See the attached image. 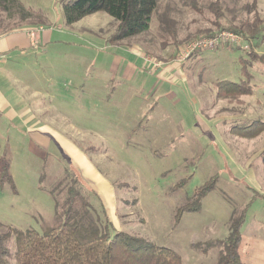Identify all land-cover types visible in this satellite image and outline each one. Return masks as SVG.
Here are the masks:
<instances>
[{
	"label": "rangeland",
	"instance_id": "rangeland-1",
	"mask_svg": "<svg viewBox=\"0 0 264 264\" xmlns=\"http://www.w3.org/2000/svg\"><path fill=\"white\" fill-rule=\"evenodd\" d=\"M19 1L40 12L45 31L59 39L33 48L39 97L30 108L46 111L54 130L112 185L114 196L103 202L62 144L35 141L21 122L1 119L0 167L8 165L12 183H0V230L41 232L53 225L55 204L47 191L67 170L78 178L89 214L107 220L111 235L124 232L172 250L182 264H214L219 250H203L204 244L225 240L241 218V261L264 264V132L253 139L237 135L264 123V65L251 61L243 44L199 52L166 76L150 72L138 57L170 62L190 41L211 36L205 31L214 30V19L204 7L216 0H157L148 30L120 45L108 43L116 23L105 13L66 25L61 0ZM248 1L220 0L231 10L226 19L247 18L240 8ZM257 11L264 19V0H257ZM161 14L174 23L176 38L161 30ZM255 52L264 60V43ZM245 79L252 92L242 103L217 98L218 82ZM77 143L98 150L85 153ZM208 185L213 188L197 200ZM198 202L197 211L175 221L179 207ZM5 247L14 264L13 240Z\"/></svg>",
	"mask_w": 264,
	"mask_h": 264
},
{
	"label": "trees",
	"instance_id": "trees-1",
	"mask_svg": "<svg viewBox=\"0 0 264 264\" xmlns=\"http://www.w3.org/2000/svg\"><path fill=\"white\" fill-rule=\"evenodd\" d=\"M64 22L66 25L77 23L86 16L102 12L116 23L114 31L108 36V43L120 45L126 39L137 36L149 28L151 15L157 7V0H61ZM241 11L247 18L236 20V16L226 19L230 13L220 0L208 4L205 8L214 20L210 22L213 31H205L208 37L220 32H231L242 40L239 45L226 47L241 48L247 46L245 54L251 61L261 62L262 56L255 50L264 43V19L257 11V0L244 2ZM198 10V9H197ZM226 13V14H225ZM0 32L5 35L11 31L25 28L35 29L46 26L47 19L40 13L26 8L19 0H0ZM163 16V17H162ZM252 16V18H249ZM161 30L165 35L176 38L172 30L173 22L164 15H159ZM226 20V21H225ZM204 33V32H203ZM174 43V42H173ZM199 52L194 53L190 59ZM241 63L243 62L242 60ZM243 63V72L246 71ZM216 96L228 102H239L240 98L251 95L249 79L239 83L218 82ZM264 132V123L254 122L238 131L240 138L253 139ZM78 147L85 153L94 149L91 146ZM90 151V152H89ZM12 183L8 175V165L1 164L0 183ZM213 185L199 189L195 198L206 195ZM82 187L78 178L65 170L54 184L48 188V193L54 199L55 222L41 232L34 230L20 231L16 229L0 230V264H9L10 257L6 244L13 240L14 264H182L178 254L164 247H159L148 241L124 232L109 233L107 220H95L87 210L88 204L81 197ZM196 206L184 204L176 210L175 221L178 222L185 212L197 211ZM242 219L234 221L228 236L223 241H209L203 250L217 248L218 259L214 264H243L238 253L239 227ZM201 248V246H199Z\"/></svg>",
	"mask_w": 264,
	"mask_h": 264
},
{
	"label": "crops",
	"instance_id": "crops-1",
	"mask_svg": "<svg viewBox=\"0 0 264 264\" xmlns=\"http://www.w3.org/2000/svg\"><path fill=\"white\" fill-rule=\"evenodd\" d=\"M39 27L42 30L37 37V46L59 43V39H53L52 35L45 31V26ZM26 31L27 29L22 28L0 36V120L21 122L26 126L25 132L33 134L35 141L44 140L49 146V141L52 139L62 144L64 148H67V156H77L73 162L81 171L82 177L85 180H91L92 183L89 185L93 191L103 202L112 200L114 196L112 185L97 174L96 176L87 164V160L76 152L73 146L59 135L58 131L54 130L52 124L49 123L51 118L47 119L45 116L46 111L30 108L29 101L39 97V91L33 90V48L30 46ZM138 57L143 58L142 61H145V66L150 72L161 70V76L176 74L181 65L175 61V57L170 62L158 61L145 54H139ZM40 116H44L45 120H39Z\"/></svg>",
	"mask_w": 264,
	"mask_h": 264
},
{
	"label": "built area",
	"instance_id": "built-area-1",
	"mask_svg": "<svg viewBox=\"0 0 264 264\" xmlns=\"http://www.w3.org/2000/svg\"><path fill=\"white\" fill-rule=\"evenodd\" d=\"M39 29L40 28H35L33 30L32 28L26 31L32 48H37V37L40 33ZM241 42L242 40L240 37L231 32H220L213 37H198L184 46V49L179 50L178 54H176L175 61L178 64H182L196 52L212 51L226 45H239ZM245 50H247V46H243V51Z\"/></svg>",
	"mask_w": 264,
	"mask_h": 264
}]
</instances>
